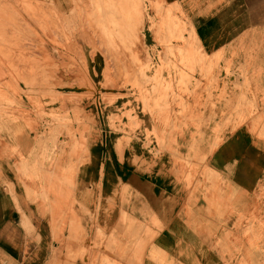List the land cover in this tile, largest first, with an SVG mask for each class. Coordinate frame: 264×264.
Masks as SVG:
<instances>
[{"label": "crops", "instance_id": "obj_1", "mask_svg": "<svg viewBox=\"0 0 264 264\" xmlns=\"http://www.w3.org/2000/svg\"><path fill=\"white\" fill-rule=\"evenodd\" d=\"M48 1L60 11L65 4ZM143 1L161 4L162 14L177 10L175 15L189 29L188 37L201 50L193 61L215 58L219 69L215 77L220 81L209 88L208 97L205 91L194 90L199 96L186 101L183 117L177 106H171L166 125L179 127V132L169 135L158 152L152 139L144 146L143 131L163 123L141 113V105L126 96L129 89L104 86L106 78L117 85L127 58L95 41L104 49L86 58L87 76L95 88L92 97L74 99L90 91L78 88L67 71L63 80L53 77L51 88L62 96L55 107L62 104L67 111L82 108L86 113L85 159L78 166L69 150L63 160L56 149H42V124L33 115L5 117L0 127V255L10 264H99L103 259L126 264L127 257L134 264H157L151 259L156 255L163 264L264 263V137L251 128L255 117L235 128L223 124L225 103L219 97L226 62L233 63V68L248 63L251 91L264 94V0ZM137 4L131 2L127 11L139 10ZM145 16L152 19L154 12L146 8ZM140 21L139 43L150 62L173 61L163 53V46L186 57L190 39L185 33L183 40L160 35L163 29L172 30L167 21L156 28L160 37H154L157 22L144 20L143 15ZM12 59L9 55L6 62L13 63ZM4 69L0 68L2 89L9 85ZM17 86L23 90L20 82ZM94 94L119 96L106 105L93 103ZM129 109L138 129L126 136L111 128L108 117ZM113 125H127V121L121 118ZM212 142L217 143L209 149ZM191 154L203 157V167L215 176V186L201 177L197 187L181 180V167L173 159ZM70 167L72 174L65 177L63 170ZM66 238L71 242L66 244ZM108 239L117 244L110 245L112 254L104 252ZM67 249L73 256L69 263Z\"/></svg>", "mask_w": 264, "mask_h": 264}, {"label": "rangeland", "instance_id": "obj_2", "mask_svg": "<svg viewBox=\"0 0 264 264\" xmlns=\"http://www.w3.org/2000/svg\"><path fill=\"white\" fill-rule=\"evenodd\" d=\"M63 1L66 5L64 4L60 11L48 0H0V68L3 66L12 72L4 69L9 85L4 86V90L0 88V127L2 120L11 114L33 115L36 122L42 124L43 130L40 134L42 149L44 146L56 149L58 159L63 160L65 151L69 150V154L75 158V164L77 166L83 164L85 159L83 136L87 128L83 119L86 113L82 108L67 111L62 104L55 107L62 96L59 98L51 92V88L54 84L53 77L58 76V80H63V73L71 72L68 79H75L74 84L78 88L90 91L84 95H74V99L77 102L81 97L90 99L91 91L95 88H92L91 80L87 76L86 58L97 51L99 47L95 45V41H98L99 45L101 43L105 45V49L103 46L101 49L120 53L123 58H127L125 60L127 63L121 61L123 65L119 69L117 85H114L115 81L106 78L104 86L129 89L126 96L141 105V113H147L153 121L163 123L159 127L153 126L150 132L143 131V144L144 146L151 144L152 139L156 151L164 149L165 140L171 138L169 135L179 132V127L166 125L167 119L171 116L169 115L171 106H177L179 116L183 117L186 112V101L192 97L196 100L199 96L193 94L194 90L205 91L208 97V92L211 91L209 88L213 89L220 81L215 77L219 71L216 59L211 62L207 59L193 61V56L199 54V51L201 53L200 47L193 38L188 37L189 29L175 15L177 12L175 8L164 10L162 14L161 4L143 0ZM131 2L138 3L136 6L139 5V10L129 13L127 9ZM146 8L154 12V18L149 19L145 16ZM142 15L144 20L157 22H153L154 37H160L157 36L156 28L161 23V26H164L167 21L172 24V30L163 29L160 35L163 34L167 39L183 40L181 34L185 33L190 39L184 52L187 54L186 57L183 58L177 49L170 48L166 51L167 48L163 46V53L170 55L173 61L150 62L139 43ZM8 54L12 56L13 63L6 62ZM141 56L142 61L139 60ZM39 57L42 58L40 61ZM233 66L231 62L223 63L222 66V90L219 96L225 103L222 123L235 128L255 117L251 128L260 137H264V94L260 90L256 93L251 91L247 79L251 72L250 70L248 72V63L238 64L235 68ZM18 82L21 83L23 90L17 86ZM100 86H103L102 83ZM118 96L94 94L93 103L109 105ZM121 118L126 119L127 125H113L114 122L119 123ZM108 120L111 128L126 132V136L138 129L136 116L131 109L110 115ZM258 124L260 129H256ZM75 135H78V141L75 140ZM125 140L129 138L126 137ZM215 143L217 142H212L209 149ZM168 144L177 145L173 141ZM173 161L175 165L181 167L178 176L188 186L194 184V187H197L198 177L215 186V176L203 167V157L194 154L186 157L175 156ZM29 167L32 170V166ZM72 169L73 167L63 170L64 176L69 177ZM18 171L22 175V168ZM64 181L69 184L67 180ZM26 194L27 198L31 197L29 192ZM65 240L66 244L71 242L70 238ZM113 244H116V241L108 239L103 244L104 252L112 254L109 247ZM94 245L96 247V242ZM72 257L67 249L65 258L68 263ZM151 259L154 263L163 264L162 258L158 255L151 256ZM125 263L134 264L128 257ZM0 264L10 263L0 255ZM99 264L115 263L103 259Z\"/></svg>", "mask_w": 264, "mask_h": 264}]
</instances>
